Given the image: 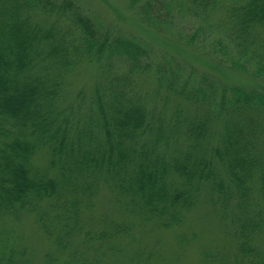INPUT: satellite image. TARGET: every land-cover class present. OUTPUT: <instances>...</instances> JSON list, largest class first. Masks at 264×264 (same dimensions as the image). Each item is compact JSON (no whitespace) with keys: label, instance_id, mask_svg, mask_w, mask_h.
Segmentation results:
<instances>
[{"label":"trees","instance_id":"1","mask_svg":"<svg viewBox=\"0 0 264 264\" xmlns=\"http://www.w3.org/2000/svg\"><path fill=\"white\" fill-rule=\"evenodd\" d=\"M127 1L263 84L157 59L79 0H0V264H35L12 224L25 215L50 244L44 264H153L154 233L201 204L229 238L203 264H264V0Z\"/></svg>","mask_w":264,"mask_h":264},{"label":"rangeland","instance_id":"2","mask_svg":"<svg viewBox=\"0 0 264 264\" xmlns=\"http://www.w3.org/2000/svg\"><path fill=\"white\" fill-rule=\"evenodd\" d=\"M84 6L87 13L102 21L106 29L121 30L125 34L138 36L140 39L147 41L153 48V57L159 58L162 54H178L181 60L193 63L200 70L212 69L217 72L228 82L241 84H263L258 78H254L249 74L240 73L229 69L226 65L217 66V62L206 57L197 56V51L190 45L179 43L173 40L167 34L158 33L147 26L141 24L128 5L127 0H79ZM38 17H43L38 13ZM184 20V22H183ZM180 23H185L188 18H183ZM190 24V23H189ZM197 56V57H196ZM217 65H216V64ZM224 65V64H222ZM91 68L85 67L80 77H88L91 74ZM87 69V70H86ZM76 80V77L74 78ZM42 156H38L37 160L41 162ZM110 194L106 190H102L99 194V210L113 213V204H110ZM115 215L114 213L112 214ZM18 225H16V223ZM13 222L16 226V233L22 234L24 242L29 245L35 257V264L43 263V254L50 247L49 242L38 228L34 217L31 215L23 216L19 221ZM185 232L187 236L185 240L177 239V234ZM154 240L160 238V253L154 251L153 264H203V255L205 252L215 253L218 250L226 248L229 238L225 231L221 228V223L216 216L209 212V208L205 205H199L186 215L185 222L180 227L173 229L161 230L154 233ZM259 244L264 243V235L259 236ZM152 240V239H151ZM159 251V250H158ZM37 253V254H36ZM144 255V254H143Z\"/></svg>","mask_w":264,"mask_h":264}]
</instances>
